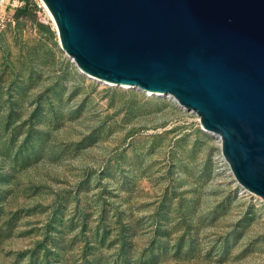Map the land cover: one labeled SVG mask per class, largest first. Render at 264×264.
<instances>
[{"label": "rangeland", "instance_id": "rangeland-1", "mask_svg": "<svg viewBox=\"0 0 264 264\" xmlns=\"http://www.w3.org/2000/svg\"><path fill=\"white\" fill-rule=\"evenodd\" d=\"M0 264H264V201L192 111L83 74L41 0H0Z\"/></svg>", "mask_w": 264, "mask_h": 264}, {"label": "water", "instance_id": "water-1", "mask_svg": "<svg viewBox=\"0 0 264 264\" xmlns=\"http://www.w3.org/2000/svg\"><path fill=\"white\" fill-rule=\"evenodd\" d=\"M83 74L171 96L264 201V0H41Z\"/></svg>", "mask_w": 264, "mask_h": 264}, {"label": "bare ground", "instance_id": "bare-ground-1", "mask_svg": "<svg viewBox=\"0 0 264 264\" xmlns=\"http://www.w3.org/2000/svg\"><path fill=\"white\" fill-rule=\"evenodd\" d=\"M43 5L45 6V4L43 3ZM45 8H46V10L48 11V13H49V15L51 16V13L49 12V10L47 9V7L45 6ZM51 18H52V16H51ZM70 57V56H69ZM71 58V57H70ZM72 59V58H71ZM72 61H73V59H72ZM74 62V61H73ZM90 77V76H89ZM92 78V77H91ZM95 79V78H94ZM104 83H106V84H110V85H113V84H111V83H108V82H104ZM118 86H120V87H127V86H125V85H118ZM145 93H149V92H145ZM150 94H154V95H160V93L159 92H156V93H150ZM168 95V94H167ZM218 136V135H217ZM219 137V136H218ZM226 162V161H225Z\"/></svg>", "mask_w": 264, "mask_h": 264}, {"label": "trees", "instance_id": "trees-1", "mask_svg": "<svg viewBox=\"0 0 264 264\" xmlns=\"http://www.w3.org/2000/svg\"><path fill=\"white\" fill-rule=\"evenodd\" d=\"M24 6H25V5H24ZM24 6L20 7V9H23ZM121 253H123V252H121Z\"/></svg>", "mask_w": 264, "mask_h": 264}]
</instances>
